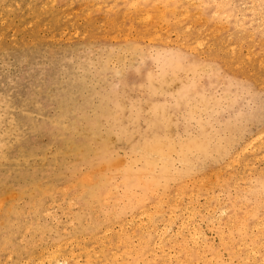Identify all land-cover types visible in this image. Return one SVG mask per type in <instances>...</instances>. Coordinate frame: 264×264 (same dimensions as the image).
I'll use <instances>...</instances> for the list:
<instances>
[{
  "label": "rangeland",
  "instance_id": "rangeland-1",
  "mask_svg": "<svg viewBox=\"0 0 264 264\" xmlns=\"http://www.w3.org/2000/svg\"><path fill=\"white\" fill-rule=\"evenodd\" d=\"M200 4L0 0V264H264V0Z\"/></svg>",
  "mask_w": 264,
  "mask_h": 264
},
{
  "label": "bare ground",
  "instance_id": "bare-ground-1",
  "mask_svg": "<svg viewBox=\"0 0 264 264\" xmlns=\"http://www.w3.org/2000/svg\"><path fill=\"white\" fill-rule=\"evenodd\" d=\"M181 1H182V0H181ZM200 1H201V0H190V2H196V6H197V7L201 6ZM208 1H210V0H208ZM122 2H123L124 4H126V5H129V7H133V8H135V7L139 4V0H122ZM188 2H189V1H188ZM175 3L177 4L178 1L175 2ZM217 6H218V5H217ZM142 9L144 10V8H141L140 11H143ZM171 10H173V9H171ZM158 11H159V10H158ZM144 13L146 14V12H144ZM157 13H158V12H157ZM185 13H186V12H184V15H185ZM128 16H129V15H128ZM151 16H152V15H151ZM156 16H157V15H156ZM138 17H139V16H138ZM163 17H164V14H163V12L160 10L157 18H158L159 20H163V19H162ZM181 17H182V16H181ZM122 18H123V17H122ZM142 18H143V17H142ZM139 19H140V18H139ZM139 19H138V20H139ZM55 21H56V20H55ZM189 26H190V25H189ZM23 27H24V26H23ZM184 27H187V26H184ZM183 29H184V28H183ZM186 29H188V28H186ZM13 30H14V29H13ZM74 31H75V30H74ZM184 31H185V30H184ZM61 32H62V31H61ZM182 32H183V30H182ZM70 34H71V33H70ZM75 34H76V33H75ZM113 35H114V34H113ZM157 35H159V34H157ZM74 36H76V35H74ZM71 37H72V36H71ZM125 37H126V36H125ZM115 38H116V37H115ZM117 38H118V37H117ZM123 38H124V37H123ZM126 38H127V37H126ZM126 38H125V39H126ZM128 38H129V37H128ZM50 39H51V38H50ZM195 43H196V42H195ZM181 46H182V44H181ZM185 47H186V45H185ZM186 48H187V47H186ZM188 49H189V48H188ZM225 50H226V49H225ZM230 51H231V50H230ZM245 52H246V51H245ZM245 58H246V57H245ZM246 59H247V58H246ZM241 61H242V59H241ZM260 61H261V60H260ZM260 61H259V62H260ZM242 62H243V61H242ZM244 62H245V61H244ZM259 62H258V63H259ZM260 67H261V66H260ZM263 133H264V132H263ZM251 143H252V142H251ZM246 144H247V143H246ZM250 145H251V144H250ZM250 145H249V146H250ZM156 147H157V146H156ZM156 147H155V150L158 151L159 154H162V151H163L162 147H161V146H158V148H156ZM248 149H249V147H248ZM240 150H241V149H240ZM245 150H246V149H245ZM245 152H246V151H245ZM248 152H250V151H248ZM241 155H242V154H241ZM262 156H263V155H262ZM238 157H239V156H238ZM255 158H256V156H255ZM262 159H263V158H262ZM231 160H232V159H231ZM236 161H237V158H236ZM235 163H236V162H235ZM232 164H233V163H232ZM245 167H246V166H245ZM245 167H244V168H245ZM242 168H243V167H242ZM166 169H167V167H166ZM241 170H242V169H241ZM241 172H242V171H241ZM209 175H210V174H209ZM209 177H210V176H209ZM239 177H240V176H239ZM200 181H202V180L200 179ZM200 181H199V182H200ZM88 183H89V182H88ZM200 183H201V182H200ZM234 185H235V184H234ZM205 186H206V185H205ZM208 187H209V186H208ZM261 189H262V194H260V197L264 196V185L261 186ZM206 190H207V189H206ZM90 193H91V192H90ZM206 193H207V192H206ZM91 194H92V193H91ZM107 194H108V193H107ZM104 197H105V196H104ZM209 197H211V196L209 195ZM93 198H94V197H93ZM93 198H92V199H93ZM177 198H179V196H177ZM175 201H176V200H175ZM176 203H177V202H176ZM178 203H180V202H178ZM175 205H176V204H175ZM188 206H189V205H188ZM185 208H187V207H185ZM226 209H227V208H226ZM221 212H222V211H221ZM141 214H142V212H141ZM148 215H149V214H148ZM219 215H220V214H219ZM189 217H190V216H189ZM132 218H133V217H132ZM148 218H149V217H148ZM146 220H147V219H146ZM126 221H127V220H126ZM128 221H129V220H128ZM149 221H150V220H149ZM217 221H218V220H217ZM133 222H134V221H133ZM147 222H148V221H147ZM130 223H131V222H130ZM138 223H139V222H138ZM183 223H184V222H183ZM144 224H145V223H144ZM136 225H137V224H136ZM181 225H182V222H181ZM261 225H262V224H261ZM257 226H258V225H257ZM120 227H122V226H120ZM139 227H140V225H139ZM178 227H180V226H178ZM192 227H193V226H192ZM192 227H191V228H192ZM254 227H255V226H254ZM259 227H260V226H259ZM118 228H119V227H118ZM150 228H151V227H150ZM193 229H194V228H192V229H190V230L192 231ZM195 229H196V228H195ZM159 230H160V229H159ZM107 231H108V230H107ZM195 231H196V230H194L193 233H195L196 235H195V234H194V235H195L196 237L199 238V235L196 233V232H199V231H196V232H195ZM176 232H177V231H176ZM189 232H190V231H189ZM189 232H188V233H189ZM120 233H121V232H120ZM122 233H123V232H122ZM188 233H187V235H188ZM193 233H192V235H193ZM161 234H162V233H161ZM161 234H160V235H161ZM173 235H174V234H173ZM189 235H191V234H189ZM194 235H193V236H194ZM197 235H198V236H197ZM195 236H194V237H195ZM157 237H158V236H157ZM161 237H162V236H161ZM187 237H188V236H187ZM198 238H196V241H197ZM184 239H185V238H184ZM188 239H189V238H188ZM188 239H187V240H188ZM194 239H195V238H194ZM158 240H160V237L158 238ZM158 240H157V241H158ZM166 240H167V239H166ZM190 240H191V236H190ZM190 240H188V241H190ZM69 241H70V240H69ZM192 241H193V239H192ZM192 241H191V243L194 242V241H193V242H192ZM242 241H243V240H242ZM153 243H154V242H153ZM184 243H186V241H185ZM195 243H196V242H195ZM195 243H193L192 245H196ZM95 244H96V243H95ZM65 246H66V245H65ZM92 246H93V245H92ZM152 246H153V245H152ZM70 247H71V246H70ZM238 247H239V246H238ZM239 248H240V247H239ZM167 249H168V248H167ZM124 250H125V249H124ZM39 252H40V251H39ZM172 252H173V251H172ZM55 253H56V252H55ZM173 253H174V252H173ZM195 253H196V252H195ZM195 253H194V254H195ZM112 254H113V253H112ZM119 254H120V253H119ZM162 254H163V253H162ZM177 254H179V253H177ZM51 255H52V254H51ZM171 255H172V254H171ZM197 256H198V255L196 254V257H197ZM52 257H54V255H52ZM128 257H129V256H128ZM196 257H195V258H196ZM64 258H65V257H64ZM168 258H169V257H168ZM77 260H78V259H77ZM77 260H76V261H77ZM42 261H43V260H42ZM48 261H49V260H48ZM64 261H65V260H64ZM86 261H87V260H86ZM110 262L112 263V261H110ZM33 263H34V262H33ZM87 263H88V262H87ZM116 263H117V262H116ZM162 263H164V262H162ZM36 264H37V263H36ZM52 264H59V262L56 263V261L54 260V263H52ZM101 264H103V263H101Z\"/></svg>",
  "mask_w": 264,
  "mask_h": 264
}]
</instances>
